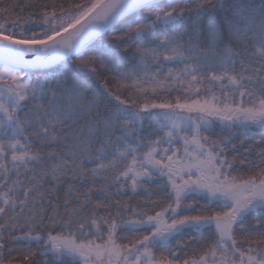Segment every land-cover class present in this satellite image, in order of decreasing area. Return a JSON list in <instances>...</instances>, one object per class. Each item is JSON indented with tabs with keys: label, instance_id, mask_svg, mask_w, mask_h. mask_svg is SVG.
I'll return each instance as SVG.
<instances>
[{
	"label": "snow or ice",
	"instance_id": "1",
	"mask_svg": "<svg viewBox=\"0 0 264 264\" xmlns=\"http://www.w3.org/2000/svg\"><path fill=\"white\" fill-rule=\"evenodd\" d=\"M14 253L264 264V0H0V264Z\"/></svg>",
	"mask_w": 264,
	"mask_h": 264
},
{
	"label": "trees",
	"instance_id": "2",
	"mask_svg": "<svg viewBox=\"0 0 264 264\" xmlns=\"http://www.w3.org/2000/svg\"><path fill=\"white\" fill-rule=\"evenodd\" d=\"M16 2H18V0H4V4H8V3H16ZM36 2H37V3H40V2H51V0H36ZM56 2L59 3V2H61V0H56ZM63 2L67 3L68 0H63ZM106 39H111V36L106 37ZM172 66H173V67H182V65H172ZM217 133H220V129H219V128H216V129H215V132H214V133H211V135H213V138H216V134H217ZM235 136L238 137V138H237V139H233V143H235V144H237V145L239 144V140H241V139H246L245 136L241 135L239 132H236V133H235ZM259 138H260V137H259L258 135H253V136L250 137V139L253 140V141L258 140ZM243 155H244V156H248L247 153H243ZM254 156H255V153H253L252 156H249L248 158H249V159H252ZM229 158L231 159V156H230ZM60 195H61V199H62V198H63V193H61ZM130 196H131V193H128L127 195H125V196L123 197V199L128 200V199L130 198ZM144 198H145V196H144V195H141L138 199H139V200H143ZM195 198H196V197H194V199H195ZM136 202H137L136 199H131V200H130V203L135 204ZM201 203H203L202 200H201ZM49 212H51V209H49ZM16 234H17V235H20L19 232H17ZM12 247H14V248H24V247H26V245H25V244H22V243H21V244H13ZM31 247L33 248V250H35V251L37 252V260H41L42 257L40 256V250H39V248L37 247V245L33 244V245H31ZM4 255H5V257H7V256H8V252L5 251V252H4ZM13 257H14V264H15V259H18V257L16 256L15 253L13 254Z\"/></svg>",
	"mask_w": 264,
	"mask_h": 264
}]
</instances>
